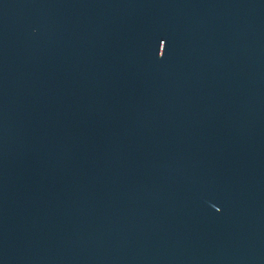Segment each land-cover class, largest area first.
<instances>
[{
	"label": "water",
	"instance_id": "water-1",
	"mask_svg": "<svg viewBox=\"0 0 264 264\" xmlns=\"http://www.w3.org/2000/svg\"><path fill=\"white\" fill-rule=\"evenodd\" d=\"M0 264H264V0H0Z\"/></svg>",
	"mask_w": 264,
	"mask_h": 264
}]
</instances>
